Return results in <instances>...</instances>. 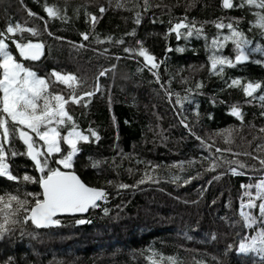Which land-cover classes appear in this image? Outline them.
<instances>
[{
  "label": "trees",
  "instance_id": "1",
  "mask_svg": "<svg viewBox=\"0 0 264 264\" xmlns=\"http://www.w3.org/2000/svg\"><path fill=\"white\" fill-rule=\"evenodd\" d=\"M0 41L73 77L46 76L38 113L62 149L38 154L41 173L0 93V264H264L251 248L264 245V0H0ZM35 43L39 62L23 58ZM72 130L86 140L69 171L106 196L36 229L39 184L64 171ZM76 243L84 252L50 256Z\"/></svg>",
  "mask_w": 264,
  "mask_h": 264
},
{
  "label": "rangeland",
  "instance_id": "2",
  "mask_svg": "<svg viewBox=\"0 0 264 264\" xmlns=\"http://www.w3.org/2000/svg\"><path fill=\"white\" fill-rule=\"evenodd\" d=\"M22 52L23 58H26L24 55V50ZM241 53L246 55V53L243 52L242 48L240 47L237 55L234 58L235 61L236 57ZM67 58L70 62L77 61L78 59V57L73 52H69V54H67ZM40 67L41 66H39L38 64H23L21 62L16 61L10 53L8 46L3 41H0V93L3 110L13 119L14 122L24 128V132H28L31 137L35 136L37 140L42 144L40 145L38 143H34L37 155H58L62 149L58 132L53 126H50L49 122H41L40 118L42 116H40L38 111H41L50 105V100H47L48 96L46 94L47 75H51L55 80V83L63 86V88L65 86L71 87L73 85V77L71 76V73H60L57 70L49 68L47 65L44 66L42 69H40ZM72 71L73 70H71V72ZM72 89L75 92L73 87ZM60 90L62 89L59 88L55 90L54 88V91L52 92L55 93L59 92ZM36 102H38V104ZM64 107L65 103H62L58 109L59 114L62 117L65 115ZM62 140L64 146L71 149V154L69 155L66 161L58 162L64 170H71L70 164L75 154L77 153V144L81 141L86 140V136L78 130H72L66 133L63 136ZM0 176H10L9 167L5 161L1 145ZM152 205L156 206V204L154 203ZM152 205H150V207H152ZM159 209L160 208H158V210ZM79 224H81V221H77V225ZM258 246H260V248H258ZM85 247L86 246H84V244L76 243L72 244L70 247L67 246V248H61L60 251H56L57 248H59L57 247L54 248V252H56L50 253V256H67L68 254L71 255L79 252H84ZM112 248L113 247H111V245L102 241V243L98 244L97 249L95 250H102L103 252H108L111 251L110 249ZM251 248L253 250H255V248H258L256 249L257 251L264 252V245L255 244L253 242L251 244ZM79 249L82 251H80ZM241 249L246 250V246H241Z\"/></svg>",
  "mask_w": 264,
  "mask_h": 264
},
{
  "label": "water",
  "instance_id": "3",
  "mask_svg": "<svg viewBox=\"0 0 264 264\" xmlns=\"http://www.w3.org/2000/svg\"><path fill=\"white\" fill-rule=\"evenodd\" d=\"M24 55L28 60L39 62L45 55L44 46L30 44L25 47ZM236 61L244 63L246 58L240 54ZM20 139L27 148L29 160L34 164L36 171L41 173L31 135L22 132ZM39 188L41 201L34 205L29 213L31 223L39 230L52 226L57 219L86 217L106 196L103 189L86 185L76 173L69 170L47 175L41 180Z\"/></svg>",
  "mask_w": 264,
  "mask_h": 264
},
{
  "label": "bare ground",
  "instance_id": "4",
  "mask_svg": "<svg viewBox=\"0 0 264 264\" xmlns=\"http://www.w3.org/2000/svg\"><path fill=\"white\" fill-rule=\"evenodd\" d=\"M1 70V69H0Z\"/></svg>",
  "mask_w": 264,
  "mask_h": 264
}]
</instances>
